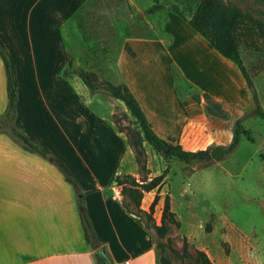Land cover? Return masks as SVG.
<instances>
[{"label": "rangeland", "instance_id": "obj_1", "mask_svg": "<svg viewBox=\"0 0 264 264\" xmlns=\"http://www.w3.org/2000/svg\"><path fill=\"white\" fill-rule=\"evenodd\" d=\"M142 1L85 0L79 7L83 13L82 20L76 22L77 19L72 18V13L77 15L76 10H70L69 16L64 13L63 19L53 18L54 33L57 30L61 34L60 39L55 37L59 51L46 58L45 76L37 79L32 76V90L38 92L37 101L28 105L22 95L19 100L21 109L29 107L32 112L31 124L40 135L37 145L43 151H49L44 152L53 161L28 150L7 131L2 132L19 148L18 156H15L20 163L51 167V170L47 169L46 177L53 180L59 194L68 196L69 204L74 208L77 197L82 208L81 195L74 192L62 173L58 175L61 171L55 160L66 163L98 161L109 165L115 158L117 162L112 176L128 172L137 179L150 178L167 166L163 182L156 189L158 197L149 216L147 210L154 189L143 193L138 208L129 204V208L138 215L126 212L120 206V211L111 210L108 221L104 218L110 228L109 245L116 257L123 253L134 256L136 249L140 250L144 245L142 240H147L143 234V223L146 222L151 247L147 254L149 264H163L161 259L166 264H201L196 256L197 249H202L214 264H264V118L251 115L247 109L241 119L245 132L231 152L219 160L184 162L174 156L164 157L144 140L135 145L132 134L137 127L125 105L104 92H90L76 74L80 67L93 71L98 78L113 82L119 80L116 67L118 53L125 46H130L127 36L146 27L145 17L152 14L143 13L145 3ZM160 1L177 3L186 15L190 13L189 7L194 6V0ZM230 1L248 10L253 18L264 19V0ZM163 10L170 11L167 8ZM54 13L55 16L61 15L60 12ZM60 20L61 23L57 24ZM22 44L21 52L28 51L26 40L23 39ZM239 53L264 109V45L255 32L242 35ZM230 63L239 74L235 64ZM15 66L18 83L27 87L28 70L21 56H16ZM68 85L81 91L86 107L92 109L100 121L86 120L81 113L85 111L83 106H79L80 111L70 101L68 103L62 94ZM5 102V79L0 61V105ZM209 105L214 108L211 103ZM204 114L210 115L206 110ZM189 126L190 129L181 134L182 145H203L208 140L204 137L207 128L202 122L189 123ZM219 130L222 134L228 130L230 133V128ZM226 138L222 136L218 140ZM0 167V173L12 171L2 165ZM112 176L109 184L115 185ZM15 185L7 178L0 180V188L4 192L0 195V209L13 203V188L18 189ZM117 192L119 194V188ZM165 193L176 222L166 220L165 231L158 236L153 225L160 221ZM159 241L163 246L157 244ZM104 255L110 262L104 247L100 251L95 250L94 263L102 264ZM132 264L138 262L133 261Z\"/></svg>", "mask_w": 264, "mask_h": 264}, {"label": "crops", "instance_id": "obj_2", "mask_svg": "<svg viewBox=\"0 0 264 264\" xmlns=\"http://www.w3.org/2000/svg\"><path fill=\"white\" fill-rule=\"evenodd\" d=\"M84 1L0 0V48L8 58L15 89L14 123L34 142L40 135L31 124L32 112L29 107L21 109L19 100L22 95L28 105L37 101L38 92L32 90V76L35 79L45 76L46 58L59 51L55 37L60 39L61 34L57 30L54 33L53 18L63 19L64 13L69 16L70 10H76L77 15L72 13V18L77 19L76 22L82 20L83 13L79 7ZM149 1H142L144 8L153 0ZM54 11L61 15L55 16ZM145 18L147 26L127 36L131 52L124 47L118 53V81L128 85L157 135L171 136L173 141L188 150L204 148L210 143L228 142L231 137L228 128L233 119L242 116L252 106L248 87L239 69L238 74L231 60L209 46L202 35L172 11L159 9ZM23 39L28 51L21 52ZM16 56H21L26 64L27 87H21L17 81ZM68 86L62 92L68 103L80 111L79 106H83L85 111L81 113L86 120L100 121L94 111L86 107L81 91ZM204 94L219 103L228 115L225 118L205 115ZM194 96L199 99L195 100ZM5 103H1L0 112ZM195 122H202L207 128L204 137L208 140L195 147L182 145L181 134L190 129L189 123ZM221 128H227L228 133H220ZM8 135L0 132V165L12 171L0 173V180L7 178L18 189L13 188L11 206L0 209V264H95L93 253L102 247L107 250L111 264H121L124 260L128 261L127 264L133 261L149 264L147 254L151 247L148 231L143 225L147 240H142L144 245L140 250L136 249L134 256L123 253L118 258L109 245L111 234L105 220H109L111 210L120 211V206L125 210L117 192L119 185L109 184L116 168L115 158L109 165L98 161L66 163L55 160L82 190V206L101 239L96 247L91 248L84 240L78 216L81 201L79 203L77 197V208H74L67 195L55 190L53 180L46 177L47 169L51 170V167L20 163L15 156H18L19 148L10 142ZM222 136L228 139L218 140ZM0 195H4L1 188Z\"/></svg>", "mask_w": 264, "mask_h": 264}, {"label": "trees", "instance_id": "obj_3", "mask_svg": "<svg viewBox=\"0 0 264 264\" xmlns=\"http://www.w3.org/2000/svg\"><path fill=\"white\" fill-rule=\"evenodd\" d=\"M165 8L184 19L195 31L206 39L209 46L213 47L218 53L231 60L237 66L246 82L252 101V106L247 110L248 113L264 118V109L258 101L256 91L248 73L246 72L239 53V39L242 35H248V33H251L252 31L258 35L264 45V19L253 18L248 10L242 9L230 0H194V6L192 8L189 7L190 13L188 15L184 13L177 3L172 2L167 4L159 0H153L152 3L143 9V13L150 14L156 10ZM125 47L131 52L128 46ZM0 59L3 65L6 89V103L3 111L0 113V132L7 131L10 135L20 140L28 150L34 151L42 157L49 158L53 161V159L50 158V156L46 154L36 142L31 140L15 125V89L10 73L8 58L1 48ZM76 74L90 92L101 91L119 99L125 105L129 114L133 117L137 127L134 134H132L133 143L138 145L144 140L164 157L174 156L184 162L219 160L236 147L240 136L245 132L241 123L242 116H240L233 119L231 123V137L228 142L210 143L204 148L195 150L184 149L178 142L173 141L171 136L164 138L155 133L139 102L124 81L120 80L112 82L107 79L98 78L93 71L84 70L80 67L76 69ZM203 96L206 112L222 118L226 117V113L221 109L219 103L212 100L207 94H204ZM194 99L198 100L199 97L194 96ZM209 103H211L214 108H212ZM59 169L62 173L63 179L71 184L74 192L78 194V196L81 195L82 192L78 183L62 168L59 167ZM166 171L167 166H165L160 173L147 179H137L130 173H123L121 175L114 174L112 180L115 184L119 185V194L121 196V204L123 208L131 214L138 215L129 208V204L133 205L134 208H138L143 193L154 189L155 192L149 202L147 210V215L149 216V212L152 210L158 197L156 189L163 182ZM78 214L86 244L91 248L96 247L99 244V236L89 219L86 209L82 206V208L79 209ZM166 220L176 222L173 217V211L170 209L167 193L162 197L160 221L158 224L153 225L158 236H161L165 231ZM143 225L145 228L148 226L146 222H144ZM157 244L163 246V243L160 241L157 242ZM100 249L98 250L100 251ZM107 255L109 257L108 252ZM196 256L201 261V264H214L202 249L196 250ZM103 257L105 258L104 261H101L102 264H111L109 260L107 261L105 255ZM160 261H162L163 264H166L162 259Z\"/></svg>", "mask_w": 264, "mask_h": 264}, {"label": "built area", "instance_id": "obj_4", "mask_svg": "<svg viewBox=\"0 0 264 264\" xmlns=\"http://www.w3.org/2000/svg\"><path fill=\"white\" fill-rule=\"evenodd\" d=\"M128 261L127 260H124L121 264H127Z\"/></svg>", "mask_w": 264, "mask_h": 264}, {"label": "water", "instance_id": "obj_5", "mask_svg": "<svg viewBox=\"0 0 264 264\" xmlns=\"http://www.w3.org/2000/svg\"><path fill=\"white\" fill-rule=\"evenodd\" d=\"M80 196V195H79Z\"/></svg>", "mask_w": 264, "mask_h": 264}]
</instances>
